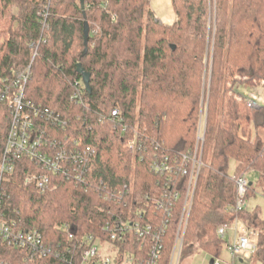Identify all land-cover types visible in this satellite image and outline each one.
Returning a JSON list of instances; mask_svg holds the SVG:
<instances>
[{
  "label": "trees",
  "instance_id": "obj_1",
  "mask_svg": "<svg viewBox=\"0 0 264 264\" xmlns=\"http://www.w3.org/2000/svg\"><path fill=\"white\" fill-rule=\"evenodd\" d=\"M148 4L84 0L82 9L80 0H0V90L33 59L27 99L69 120L66 134L95 150L88 190L53 177L39 192L25 185L33 163L18 162L3 182V212L25 228H37L47 245L63 252L74 244L69 235L108 239L104 225L128 212L106 201L103 189L131 184L125 201L131 202L132 214L136 204L144 210L143 223L158 225L166 214L155 202L166 195L167 180L152 171L151 163L158 156L192 154L201 130L202 166L182 248L187 243L219 260L224 240L217 230L238 220L258 233L252 258L264 264L259 208L234 212L237 178L256 173L264 196V104L251 109L238 92L264 82V0H171L176 20L170 26L160 24ZM84 15L89 25L85 53ZM31 46L37 48L34 57ZM78 64L90 75L89 92ZM76 92L81 105L71 100ZM113 110L117 117L111 116ZM8 127V108L0 103V153ZM135 134L145 152L125 148ZM186 184L184 177L172 178L180 195L161 239L160 264L169 263ZM150 240L132 238L123 250L147 248ZM64 254L31 258L1 248L0 260L80 264L78 257Z\"/></svg>",
  "mask_w": 264,
  "mask_h": 264
},
{
  "label": "built area",
  "instance_id": "obj_2",
  "mask_svg": "<svg viewBox=\"0 0 264 264\" xmlns=\"http://www.w3.org/2000/svg\"><path fill=\"white\" fill-rule=\"evenodd\" d=\"M34 49L36 47L31 46ZM33 59L31 60L32 63ZM31 63L20 73L8 80L0 90V103L6 104L9 113V127L7 130L4 146L0 153V249L18 250L27 253L31 258L48 257L58 259L67 254L70 257H78L80 264H160L162 250L161 239L166 232L172 214L173 205L180 195L179 189L172 188V178L181 176L186 178V192L178 224L176 238L168 264H178L182 242L188 223L193 195L196 188L201 163L200 142L203 141L201 130L198 134L197 144L192 154L169 157L167 155L156 157L151 163V169L156 174L166 178L165 194L163 199L155 202L158 209L164 210L166 218L160 224L143 223L141 220L144 210L132 214L131 202L125 201L133 191L130 185H125L120 190L103 189L104 199L112 204H122L127 208V216L122 211L112 216L102 228L108 237L106 240L84 236L75 239L69 235V240L74 244L61 252L60 247L47 245L43 235L37 228H25L15 220H10L3 212L4 191L3 182L11 175L16 164L22 160L33 163L34 170L25 177V185L45 192L51 178L60 177L68 182H73L85 190L93 188L90 182V168L95 156V150L90 146H84L82 140L66 134L69 120L46 107L34 104L26 97V88L31 76ZM264 86V82L255 85L252 94L246 96V104L251 109H256L264 104L258 87ZM71 100L76 104H83L81 93H75ZM112 117H117V110L111 112ZM125 148L132 153L145 152L144 144L138 140L135 134L125 142ZM38 170V172H36ZM237 201L234 212H242L247 182L244 177L235 180ZM126 216V217H124ZM232 230V240L226 245L232 261L252 257L258 244V233L247 228L242 222L236 220L232 225H223L218 228L217 235L225 240L228 232ZM149 237L150 245L139 247L136 252L131 247V239L137 240ZM115 243H119L116 246ZM110 246L112 261L103 257L107 253L104 246ZM64 254V255H65ZM0 264H10L0 260ZM213 264H220L219 260Z\"/></svg>",
  "mask_w": 264,
  "mask_h": 264
},
{
  "label": "rangeland",
  "instance_id": "obj_3",
  "mask_svg": "<svg viewBox=\"0 0 264 264\" xmlns=\"http://www.w3.org/2000/svg\"><path fill=\"white\" fill-rule=\"evenodd\" d=\"M149 8L154 13L155 19L159 21L160 24L164 26L172 25L176 18L173 12L171 0H149ZM238 92L241 95L249 97L252 94V90L244 87H240ZM258 93L261 99H264V86L258 87ZM232 169L230 173H232ZM247 182L246 194L244 199V209L251 211L254 208L258 207L260 210V216L264 219V196L263 190L260 185L256 183L257 174L250 172L245 175ZM233 232L230 230L227 234V237L224 240L223 251L219 259L220 264H259L252 257H246L242 259L243 262H240L239 259L232 261L229 251L226 247L232 240ZM104 249L107 250V253H103V257H107L112 261L113 256L110 254V246H104ZM211 257L206 252L200 250H193V248L187 243L184 244L180 252V257L178 259V264H209ZM125 264V263H124Z\"/></svg>",
  "mask_w": 264,
  "mask_h": 264
},
{
  "label": "water",
  "instance_id": "obj_4",
  "mask_svg": "<svg viewBox=\"0 0 264 264\" xmlns=\"http://www.w3.org/2000/svg\"><path fill=\"white\" fill-rule=\"evenodd\" d=\"M80 5H81V8L84 9V0H80ZM83 37H84L83 45L85 47V50H84V53H85L87 44H88V37H89V25L87 21L85 20V15H84V23H83ZM77 73L81 77V82L84 88L86 89V91L89 92L90 75L83 70L80 64L77 65ZM240 262H243V261L240 260ZM209 264H213V260H210Z\"/></svg>",
  "mask_w": 264,
  "mask_h": 264
}]
</instances>
